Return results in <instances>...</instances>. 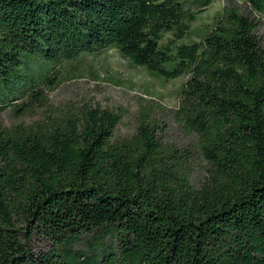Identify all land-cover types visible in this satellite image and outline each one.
<instances>
[{
	"label": "trees",
	"instance_id": "obj_1",
	"mask_svg": "<svg viewBox=\"0 0 264 264\" xmlns=\"http://www.w3.org/2000/svg\"><path fill=\"white\" fill-rule=\"evenodd\" d=\"M243 1L264 18V0ZM187 2L0 0V113H43L0 125V264H264L260 19L224 8L183 42L197 19ZM108 48L159 79L187 77L174 116L193 146L164 141L152 104L125 138L119 109L49 104L55 65ZM34 236L49 251L34 254Z\"/></svg>",
	"mask_w": 264,
	"mask_h": 264
},
{
	"label": "rangeland",
	"instance_id": "obj_2",
	"mask_svg": "<svg viewBox=\"0 0 264 264\" xmlns=\"http://www.w3.org/2000/svg\"><path fill=\"white\" fill-rule=\"evenodd\" d=\"M195 0H188L186 7L197 12V19L192 23L183 42L198 41L201 34L212 25L217 15L228 7L236 8L242 14H250L260 19L256 29L264 49V18L253 11L243 0H213L208 6L198 7ZM168 36L163 38L164 41ZM50 75H56L53 89L47 92L49 104L63 108L67 105H79L82 101L92 106L121 110L123 117L115 129V138L131 136L136 128L137 113L141 105L152 104L157 107L156 118L166 124L163 133L164 141L179 147L193 146L195 137L186 133L175 119L174 112L179 104V90L187 77L174 80H163L155 77L143 67H138L122 57L115 49L108 48L92 54H82L77 59L55 65ZM42 109L33 115L18 117L10 109L0 113V125L12 127L19 123L30 125L42 117ZM206 164L195 159L191 184L198 188L205 179ZM91 236L83 235L76 249L86 251L92 244ZM105 241H110L107 237ZM31 250L38 255L50 249L49 243L41 237L34 236Z\"/></svg>",
	"mask_w": 264,
	"mask_h": 264
}]
</instances>
